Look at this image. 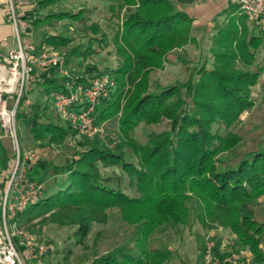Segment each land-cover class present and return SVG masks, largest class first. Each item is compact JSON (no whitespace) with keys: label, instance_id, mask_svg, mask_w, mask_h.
<instances>
[{"label":"trees","instance_id":"obj_1","mask_svg":"<svg viewBox=\"0 0 264 264\" xmlns=\"http://www.w3.org/2000/svg\"><path fill=\"white\" fill-rule=\"evenodd\" d=\"M63 1L95 0H32V30L60 22L80 24L88 43L70 50L65 65L70 59L86 62L102 30L88 24L85 9L75 13L60 7ZM100 1L109 5L119 24L112 38L117 65L108 73L114 87L97 110L95 125L101 133L110 124L118 129L106 139L101 133L93 139L81 138V149L62 167L40 163L42 171L61 176V183L57 191L27 209L24 222L41 220L74 229L77 245L85 246L93 225H107L110 212L117 211L132 229L131 243L95 255L87 264H167L173 252L156 246L154 238L163 227L174 231L191 227L188 203L194 201L200 209L196 222L203 229L229 231L236 247L252 255L251 264H264V223L243 213L246 205L264 197V147L236 160L228 156L242 141L230 130L254 107L252 90L264 74L257 62L264 30L253 35L248 19L229 2L222 12L226 20L212 42L210 66L206 62L186 82L163 87L152 83L151 76L165 69L172 52L196 43L194 20L181 8L199 0ZM72 42L66 35H50L37 45L62 53ZM56 70L50 68L37 82L46 97L63 91L69 80L56 78ZM25 100L17 119L32 117L29 133L34 141L59 151L77 138L57 115L54 123H40L39 109L26 115ZM164 123L168 129L149 134L145 143L133 137L140 126ZM0 152V170L5 171L10 158L2 147ZM108 169H118L122 176H107L102 170ZM123 176L133 196L122 190Z\"/></svg>","mask_w":264,"mask_h":264},{"label":"rangeland","instance_id":"obj_2","mask_svg":"<svg viewBox=\"0 0 264 264\" xmlns=\"http://www.w3.org/2000/svg\"><path fill=\"white\" fill-rule=\"evenodd\" d=\"M230 1L231 0H229V2ZM229 2L222 1L223 4H218L214 7L215 9L213 8L216 14L210 15L206 18L205 22L199 21L197 24H194L195 31L193 32V37L196 43L190 44L182 50H175L172 52L169 55L168 64L165 69L151 76L152 83H159L163 87H168L177 82H186L194 69L200 68L206 62L210 66L213 61L211 54L212 42L216 37L218 29L226 20V16L222 15V12ZM18 3L14 0L16 14L24 29L23 31L26 32L25 35H32V40H30L29 37V41H33L37 44L40 43L45 36H69L73 42L69 49L61 53L66 59H68L67 57L70 50L87 45L88 37L82 32L80 24L60 22L55 23L51 27L46 26L33 31L32 23L34 15H32V20L27 21L24 19L23 17H25L26 14L22 13L21 15V10L18 9ZM31 7V9H33V6ZM60 7L72 10L75 13L85 9L87 11L86 19L88 24L99 25L102 33L95 37L98 41L94 42L95 44L92 48L93 54L86 62L80 59H70L62 71L56 70L58 72L56 78L91 79L97 77L100 73H102L103 76H108V73L117 65V57L112 45V38L119 24V19L109 11V5L100 0L90 2L63 1ZM185 8L186 7H182L181 9ZM52 9L55 10V8H50V10ZM30 12L33 14V10ZM30 12L29 14H31ZM46 12L47 11H43L42 14H46ZM248 24L253 35L260 36L262 34L263 31L253 26L249 21ZM257 62L261 67H264V44L258 52ZM45 73L48 72H44L40 69L37 70L38 83L42 82V75ZM65 74H67V76H65ZM263 81L264 74L261 77L260 84L252 90L254 107L245 113L241 117L240 122L230 130L242 137L241 143L228 155L231 160L239 159L245 153L264 147V88L261 86ZM2 90L3 88L0 87V91ZM28 99L30 106H22V110L26 115H33V109H39L37 113L40 123L57 122V116L51 102L39 85H36ZM31 118L29 117L28 120L17 119V138L21 149H27L37 154L36 162L31 164L30 176L39 180L40 183L44 185V197H48L58 190L61 183V176L54 175L50 170L42 171L39 164L48 163L56 167H62L74 158L75 152L81 149L80 145L84 141L81 140V138H74L69 146L67 145L59 151L53 150L47 145L34 141L29 133V128L32 125ZM117 129L115 124H110L104 126L102 133H100L101 136L106 139V137L108 138L112 133H115ZM167 129V123L155 127L140 126L135 131L133 137L138 143H145L148 140L149 134L160 133ZM225 133L226 132L223 131V134ZM0 137V147L7 151L11 159L13 156L11 140L8 137H4L1 128ZM102 172L107 176H111L114 173L115 175L122 176L121 171L118 169L102 170ZM121 188L126 194L130 196L134 195V191L130 188L129 182L125 176H123ZM2 194L3 188L0 187V201ZM188 207L191 212V217L194 220L191 227L182 228L180 231H174L167 227H163L159 229L158 234L154 238V244L156 246L169 248L173 252V256L167 264H203L204 253L208 247H212L221 257L232 251L241 249L236 247L235 237L229 231L218 227L212 230H206L196 222V217L200 209L199 205L194 201H190ZM243 213L247 217L264 223V197L253 204L246 205L243 209ZM110 214L111 219L107 225H93L92 233L85 246L77 245L73 237L75 233L74 229L60 228L49 223H42L41 220L32 223L24 222L23 226L35 235L37 239L49 245V252L46 256L45 264H87L93 260L95 255L100 256L117 246L131 243L132 229L121 220L117 211H111Z\"/></svg>","mask_w":264,"mask_h":264},{"label":"built area","instance_id":"obj_3","mask_svg":"<svg viewBox=\"0 0 264 264\" xmlns=\"http://www.w3.org/2000/svg\"><path fill=\"white\" fill-rule=\"evenodd\" d=\"M230 2L239 8L240 14L249 23L264 30V0ZM14 5V0H6L2 6L13 27L14 44L0 61V87L3 88L0 91V128L4 137L10 138L13 148L8 169L0 170V187L3 188L0 201V264H45L49 245L23 226L25 212L44 198L45 187L30 176L31 164L36 162L37 154L19 146L17 112L23 97H26L23 105L30 106L28 97L37 85V70L47 72L55 67L62 71L65 58L59 51L24 39L26 32ZM113 87L109 76L83 81L69 78L63 91L52 92L47 98L56 115L69 124L77 138L93 139L101 132L95 125L97 110ZM251 261L252 255L243 249L218 257L214 249L208 247L203 257V264H251Z\"/></svg>","mask_w":264,"mask_h":264},{"label":"crops","instance_id":"obj_4","mask_svg":"<svg viewBox=\"0 0 264 264\" xmlns=\"http://www.w3.org/2000/svg\"><path fill=\"white\" fill-rule=\"evenodd\" d=\"M18 5V9L21 10L20 13L22 15L26 14L24 19L27 21L33 19V14L30 12L32 11V2L29 0H16ZM222 1H228L229 0H199V2L187 6L185 9H183L187 14L194 20V24H197V22H205L206 18H208L212 14H216L214 12V7H216L218 4H223ZM6 2V0H0V58H4L7 49L13 47V41H12V34H13V29L4 13L3 10V5ZM227 6V5H226ZM214 8V9H213ZM29 12L31 14H29ZM195 26V25H194ZM30 37V38H29ZM28 38L32 40V35L25 36V40L29 42ZM7 43L6 46L3 44Z\"/></svg>","mask_w":264,"mask_h":264}]
</instances>
